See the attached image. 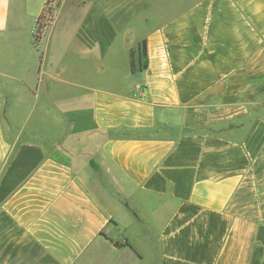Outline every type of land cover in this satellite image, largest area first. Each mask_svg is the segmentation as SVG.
Listing matches in <instances>:
<instances>
[{
	"label": "crops",
	"instance_id": "crops-1",
	"mask_svg": "<svg viewBox=\"0 0 264 264\" xmlns=\"http://www.w3.org/2000/svg\"><path fill=\"white\" fill-rule=\"evenodd\" d=\"M48 1L0 0V264H264V0H82L22 38Z\"/></svg>",
	"mask_w": 264,
	"mask_h": 264
},
{
	"label": "rangeland",
	"instance_id": "rangeland-1",
	"mask_svg": "<svg viewBox=\"0 0 264 264\" xmlns=\"http://www.w3.org/2000/svg\"><path fill=\"white\" fill-rule=\"evenodd\" d=\"M52 2H54V4L51 3V7H49V8H52V14H50V13L47 14L45 20L49 24L47 26V28H49L51 25H53L54 22L58 23L57 24V26H58L57 28L58 29H56V32H57V31H59V29L63 26V24L66 21L72 20V19L75 20L77 18V16L80 13V12L77 11V9L81 10L80 3H82V0H65V1H63V0L59 1L58 0L57 2H56V0H54ZM70 16L73 17V18H70ZM34 23H35L34 18H31V19L26 18L25 25H24V32H23L22 38H25V39H29L30 38V39H32L33 36L31 34V32H33L34 33L33 35H35V36H36V34H38L37 28L34 29V26H33ZM44 32H45V29H44ZM43 34H40V38L43 37ZM52 37H58V33L53 34ZM33 39H34V37H33ZM43 48H44V44H43V41H42L39 44V50H40L39 51V55L40 56H42V54H43ZM23 49L24 50L26 49V51H27V48H23ZM23 117L24 116L22 115L21 118H23ZM21 118L18 117V121L19 122L21 121ZM38 121H40V122H37V120H35V119L31 120V124L32 125L35 124L33 126L34 130H29V128L28 129L26 128V130L23 131V137L24 138H41V139L46 140L47 137L43 136V134L46 135V136H48V134H50L52 136V131H53V127L54 126L50 122V120H49V124H47V121H44V120H39L38 119ZM37 127H40V131H42V133L38 132V130H36ZM17 129L19 130L20 128L16 127V130ZM56 129H58V128H56ZM85 176H86V174H85ZM87 177H88L87 179H88V181L90 183L91 188L94 189L95 191H97L98 193H101L98 185L95 182V177L94 176H89L88 174H87ZM118 247H121V245H118ZM100 252H103L106 255L107 252H108V248L105 247V246H102L99 249H97L96 251L92 252L90 254V257H89L90 258L89 264L98 263L97 260L99 258V253Z\"/></svg>",
	"mask_w": 264,
	"mask_h": 264
},
{
	"label": "trees",
	"instance_id": "trees-1",
	"mask_svg": "<svg viewBox=\"0 0 264 264\" xmlns=\"http://www.w3.org/2000/svg\"><path fill=\"white\" fill-rule=\"evenodd\" d=\"M51 2L52 0H49L42 15L38 18L37 22H36V28H37V32L38 34H36L35 38L36 40H38L40 38V34H42L43 30L49 25L47 23V21L45 20L47 14H52V8H49L51 7ZM143 55H147L146 54V49L144 48L143 50ZM132 59H131V69L132 71H136V63H135V60H134V53H132ZM116 246H118V243H115Z\"/></svg>",
	"mask_w": 264,
	"mask_h": 264
}]
</instances>
